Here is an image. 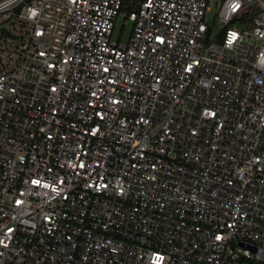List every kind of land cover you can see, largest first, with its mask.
<instances>
[{"label": "built area", "instance_id": "1", "mask_svg": "<svg viewBox=\"0 0 264 264\" xmlns=\"http://www.w3.org/2000/svg\"><path fill=\"white\" fill-rule=\"evenodd\" d=\"M3 35L0 264H264V0H0Z\"/></svg>", "mask_w": 264, "mask_h": 264}, {"label": "rangeland", "instance_id": "2", "mask_svg": "<svg viewBox=\"0 0 264 264\" xmlns=\"http://www.w3.org/2000/svg\"><path fill=\"white\" fill-rule=\"evenodd\" d=\"M212 18V16H210ZM132 22L129 20H126L125 17L122 15H119L117 17V20L115 22V27L113 31V37L118 38L122 37L123 39H126L128 37L129 31L131 30ZM3 43L0 44L1 51L3 52L4 56H7L9 54H12L13 48H16L18 46V41H14L8 38V36L3 35ZM13 59L15 57H12ZM11 59V60H13ZM234 264H253V263H234Z\"/></svg>", "mask_w": 264, "mask_h": 264}, {"label": "snow or ice", "instance_id": "3", "mask_svg": "<svg viewBox=\"0 0 264 264\" xmlns=\"http://www.w3.org/2000/svg\"><path fill=\"white\" fill-rule=\"evenodd\" d=\"M232 35L235 36V34H232ZM157 39H158V40H161L160 37H157ZM161 42H163V41L161 40ZM229 42H231V41H229ZM190 69H191V65H189V70H190ZM105 71H107V69H105ZM81 167H83V165H81ZM32 183H33V184H37V185H39V184H40V181H39V180H33ZM19 203H21V201H17V204H19ZM8 231H12V229H9ZM216 238H217V239H220L219 236H217ZM161 259H162V258H161Z\"/></svg>", "mask_w": 264, "mask_h": 264}]
</instances>
